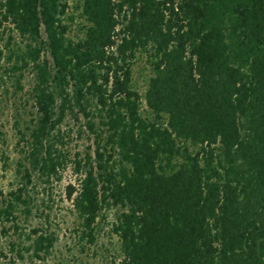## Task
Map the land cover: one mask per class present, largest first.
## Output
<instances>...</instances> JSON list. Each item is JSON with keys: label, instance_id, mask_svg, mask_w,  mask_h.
Listing matches in <instances>:
<instances>
[{"label": "trees", "instance_id": "16d2710c", "mask_svg": "<svg viewBox=\"0 0 264 264\" xmlns=\"http://www.w3.org/2000/svg\"><path fill=\"white\" fill-rule=\"evenodd\" d=\"M1 27L17 37L0 68L20 89L34 71L27 182L60 179L61 126L84 119L92 144L68 198L86 243L114 210L121 264H264V0H0ZM144 53L141 94L132 64ZM54 241L41 232L32 248Z\"/></svg>", "mask_w": 264, "mask_h": 264}, {"label": "rangeland", "instance_id": "374dc122", "mask_svg": "<svg viewBox=\"0 0 264 264\" xmlns=\"http://www.w3.org/2000/svg\"><path fill=\"white\" fill-rule=\"evenodd\" d=\"M72 25L71 35L78 32L77 23ZM2 32V33H1ZM9 30L0 28V46H5ZM2 36V37H1ZM17 37V36H16ZM9 62L0 68V207L13 199L11 192L17 191L27 183L24 197L27 203L16 201L13 216L0 221V264H121L119 242L110 231L114 210L99 225L96 241L93 244L80 237L79 220L68 198V185L78 186V175L73 166L77 153L85 154L92 144L89 133L82 127L84 119L68 115L61 126L64 135L62 149L67 156V167L60 172V179L49 182L38 172L32 181L25 178V141L21 132L29 136L32 100L26 102L35 79L32 68L22 72V89L17 86V72L9 69ZM133 84L144 94L150 72L148 57L144 53L134 59L132 64ZM142 110L147 113L145 102ZM21 164V165H20ZM28 166V165H27ZM39 231V232H36ZM54 236V246L49 253H35L32 248L39 233Z\"/></svg>", "mask_w": 264, "mask_h": 264}]
</instances>
